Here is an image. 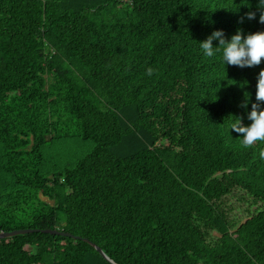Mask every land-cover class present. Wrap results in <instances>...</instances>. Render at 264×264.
Wrapping results in <instances>:
<instances>
[{"label":"trees","instance_id":"1","mask_svg":"<svg viewBox=\"0 0 264 264\" xmlns=\"http://www.w3.org/2000/svg\"><path fill=\"white\" fill-rule=\"evenodd\" d=\"M256 6L0 0V232L72 235L0 238V264H264V141L230 130L264 59L197 42L264 30Z\"/></svg>","mask_w":264,"mask_h":264},{"label":"clouds","instance_id":"2","mask_svg":"<svg viewBox=\"0 0 264 264\" xmlns=\"http://www.w3.org/2000/svg\"><path fill=\"white\" fill-rule=\"evenodd\" d=\"M257 12H259V23L264 24V0H257L256 11L246 12L240 18L241 22L244 19H256ZM213 41L218 43L214 44ZM197 42L203 56L214 58L219 55L221 63L225 66L252 67L259 65L264 59V30L245 33L242 29H237L230 37H226L223 29H214L206 39ZM255 97L256 102L247 112L250 123L244 124L240 117L234 116L230 125V130L239 134L238 137L245 147L252 146L257 141H264V68H261L258 74ZM249 99V94H245L243 107L247 108ZM259 155L264 159V151Z\"/></svg>","mask_w":264,"mask_h":264},{"label":"water","instance_id":"3","mask_svg":"<svg viewBox=\"0 0 264 264\" xmlns=\"http://www.w3.org/2000/svg\"><path fill=\"white\" fill-rule=\"evenodd\" d=\"M30 232H42V233H50V234H61V235H68V236H72L71 234H68L62 230L59 229H32V228H19V229H13V230H9V231H2L0 232V238H4V237H9V236H14L17 234H24V233H30ZM95 249L103 256L105 257L107 260H109L110 262H112L104 253L103 251L96 245L92 244Z\"/></svg>","mask_w":264,"mask_h":264},{"label":"rangeland","instance_id":"4","mask_svg":"<svg viewBox=\"0 0 264 264\" xmlns=\"http://www.w3.org/2000/svg\"><path fill=\"white\" fill-rule=\"evenodd\" d=\"M41 198H42L43 200H45V201L49 202L50 204H52V201H51V200H49L48 198H46V197H42V196H41Z\"/></svg>","mask_w":264,"mask_h":264}]
</instances>
